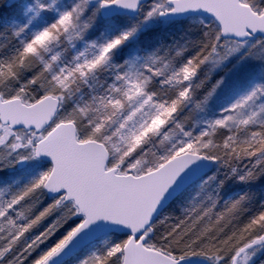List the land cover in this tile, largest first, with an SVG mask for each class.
I'll use <instances>...</instances> for the list:
<instances>
[{
    "label": "snow or ice",
    "instance_id": "6c2138e0",
    "mask_svg": "<svg viewBox=\"0 0 264 264\" xmlns=\"http://www.w3.org/2000/svg\"><path fill=\"white\" fill-rule=\"evenodd\" d=\"M0 264H264V0H0Z\"/></svg>",
    "mask_w": 264,
    "mask_h": 264
},
{
    "label": "trees",
    "instance_id": "16d2710c",
    "mask_svg": "<svg viewBox=\"0 0 264 264\" xmlns=\"http://www.w3.org/2000/svg\"><path fill=\"white\" fill-rule=\"evenodd\" d=\"M173 214H175V215H179V212H178V211H175V210H173Z\"/></svg>",
    "mask_w": 264,
    "mask_h": 264
}]
</instances>
